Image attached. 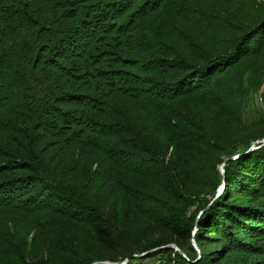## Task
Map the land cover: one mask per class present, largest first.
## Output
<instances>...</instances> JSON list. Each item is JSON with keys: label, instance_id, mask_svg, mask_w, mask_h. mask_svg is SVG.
Instances as JSON below:
<instances>
[{"label": "trees", "instance_id": "1", "mask_svg": "<svg viewBox=\"0 0 264 264\" xmlns=\"http://www.w3.org/2000/svg\"><path fill=\"white\" fill-rule=\"evenodd\" d=\"M263 82L264 0H0V264H264Z\"/></svg>", "mask_w": 264, "mask_h": 264}, {"label": "rangeland", "instance_id": "2", "mask_svg": "<svg viewBox=\"0 0 264 264\" xmlns=\"http://www.w3.org/2000/svg\"><path fill=\"white\" fill-rule=\"evenodd\" d=\"M133 109L136 110L137 113L141 111V108L137 107L136 105L133 106ZM259 112H264V82L256 92L252 93L249 96L243 114L244 120L247 122L254 120ZM220 167L221 164L218 166L219 172H220ZM34 187L29 186L27 190L28 192L26 193V195L29 193L30 195L34 196L32 197L28 195L29 197H32L33 201L35 197L37 199L36 201L55 200L53 199V197L49 196L48 193L36 194L35 193L36 188ZM43 212L45 211H41L40 213L32 212L28 215H25L14 209L0 208V230L2 233H5V235L11 234V236L25 239L29 245H32L34 247L37 244V240L39 239L38 237L39 233L36 231V228L38 227L37 221L43 220L42 218L47 219L48 217V215L43 214ZM50 220H53V218Z\"/></svg>", "mask_w": 264, "mask_h": 264}, {"label": "water", "instance_id": "3", "mask_svg": "<svg viewBox=\"0 0 264 264\" xmlns=\"http://www.w3.org/2000/svg\"><path fill=\"white\" fill-rule=\"evenodd\" d=\"M262 141L264 142V139H263ZM256 142H257V141H254L253 144L256 143ZM250 149H251V147H250L248 150H250ZM236 156H237V155L232 156L231 158H234V157H236ZM223 164H224V163H221V167H220L221 175H223ZM222 186H223V180H222V183L220 184V187L217 189V192H216V194H215V197L219 194V192H220ZM97 263H98V261H96V262H94V263H92V264H97ZM103 263H105V264H111V263H109V262H107V261H103Z\"/></svg>", "mask_w": 264, "mask_h": 264}]
</instances>
